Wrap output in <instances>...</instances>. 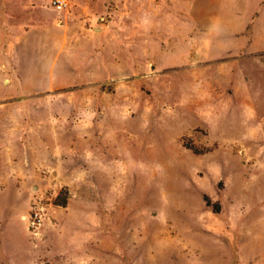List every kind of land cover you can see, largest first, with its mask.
<instances>
[{
	"label": "rangeland",
	"instance_id": "1",
	"mask_svg": "<svg viewBox=\"0 0 264 264\" xmlns=\"http://www.w3.org/2000/svg\"><path fill=\"white\" fill-rule=\"evenodd\" d=\"M0 0V264H264V0Z\"/></svg>",
	"mask_w": 264,
	"mask_h": 264
},
{
	"label": "built area",
	"instance_id": "2",
	"mask_svg": "<svg viewBox=\"0 0 264 264\" xmlns=\"http://www.w3.org/2000/svg\"><path fill=\"white\" fill-rule=\"evenodd\" d=\"M52 5L56 10H64L67 7L65 0H53Z\"/></svg>",
	"mask_w": 264,
	"mask_h": 264
}]
</instances>
